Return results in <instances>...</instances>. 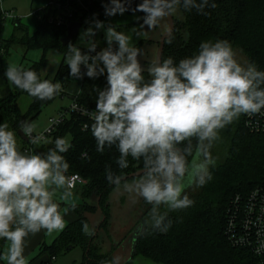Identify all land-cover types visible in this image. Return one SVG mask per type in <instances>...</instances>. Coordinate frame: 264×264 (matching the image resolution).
<instances>
[{
  "label": "clouds",
  "instance_id": "clouds-1",
  "mask_svg": "<svg viewBox=\"0 0 264 264\" xmlns=\"http://www.w3.org/2000/svg\"><path fill=\"white\" fill-rule=\"evenodd\" d=\"M181 5L203 11L209 3L142 0L133 11L145 13L141 26L155 30L163 27ZM126 11L122 0H110L105 6L106 16ZM103 28V22L95 21L94 28L82 33L81 38H88L87 52L68 46L69 75L76 79L83 75L97 78L106 72L108 87L99 91L95 110L85 109L82 114L93 121L91 133L98 152L103 153L105 146H117L121 169L128 168L129 156L137 161L143 158L144 170L138 179L127 182L123 173L115 175L108 170L107 180L116 191L128 193L133 202L143 198L152 205L151 226L166 232L172 222L160 213V207L178 210L193 205L185 189L203 186L211 179L209 168L215 161L210 149L219 138V130L242 114L264 109V71L257 70L254 63H239L227 40L202 42L197 55L178 64L171 57L163 61L154 57L144 69L138 60L141 50L131 46L130 38L111 25L105 29L108 47L97 52L93 37ZM114 44L118 46L115 49ZM81 66L86 73L82 74ZM5 76L39 100H51L63 91L60 82L41 80L34 70L10 65ZM20 127L32 144L52 142L43 134L32 135L34 123L24 121ZM54 144V149L43 156L23 154L8 124L0 125V239L8 242L0 259L7 264H28L24 248L29 234L41 229L51 234L66 226L60 204L72 193L65 176L69 165L60 153L71 145L63 137H57ZM68 211L67 207L63 209L65 215ZM83 231L91 234L87 223ZM113 264L118 262L114 260Z\"/></svg>",
  "mask_w": 264,
  "mask_h": 264
},
{
  "label": "trees",
  "instance_id": "trees-1",
  "mask_svg": "<svg viewBox=\"0 0 264 264\" xmlns=\"http://www.w3.org/2000/svg\"><path fill=\"white\" fill-rule=\"evenodd\" d=\"M65 0H48V4L41 10L32 13L34 18V31L20 23V18L14 21V32L9 38L4 36L6 19L0 10V51L12 45H22L26 50L41 49L44 54L50 50H58L63 54V59L53 77L44 74L48 59L44 57L24 70H34L41 80L60 82L62 87L68 86L73 77L69 75L70 69L66 63L70 44L78 47L75 38L63 46L62 38L67 35V25H58L49 21L50 16L62 13V8L54 9L51 5L61 4ZM84 3L89 0H83ZM92 13L105 12V6L110 0H90ZM126 3L128 13H145L135 9L142 0H122ZM199 3V0H197ZM209 6L203 11L196 8L185 9L181 5L183 19L174 16L175 27L171 35L165 40L162 61L169 57L174 63L197 55L202 42L227 40L232 48H240L248 57L249 63H254L257 70L264 71V0H208ZM215 7H211V4ZM75 18L82 17L84 22L89 11L78 9ZM82 12L80 16L79 13ZM85 12V13H84ZM55 13V14H53ZM98 16V17H100ZM126 24L125 28H130ZM120 32L121 27L115 28ZM17 31L22 32L18 36ZM140 43L134 45L138 47ZM108 47V46H107ZM114 49L118 47L113 45ZM86 52V49H82ZM2 65V64H1ZM21 68V67H19ZM7 69L3 68L4 74ZM145 81L150 80L148 73H143ZM5 77L8 94L0 96V125L7 123L8 130L15 135L17 149L28 144L19 133L21 123L32 121L41 113L42 109L57 97L65 96L60 92L51 100H39L30 96L26 91L17 88ZM108 87L107 74L97 78L84 75L77 96L80 104L95 108L100 90ZM264 87V86H262ZM26 95L30 98L27 109H23L18 98ZM88 124L85 129L84 125ZM92 120L75 112L70 113L57 127L48 139L51 143H40L38 150L45 155L54 149L57 137L65 138L71 135L68 151L60 153L68 163L69 168L65 175L79 173L84 182L79 189L82 191L84 201L75 204L73 209L77 218L68 223L59 236L51 244L41 243L39 252L31 259L34 260L42 254L47 255L41 264H52L57 254L68 251L75 246L84 250V258L75 264H108L110 254L101 252L100 247L94 244L96 229L88 213L101 212L104 219L99 223L101 228L106 225L110 215L108 198L115 187L107 180L110 170L115 175L123 173L126 180L138 177L143 169V158L133 160L128 157V168L121 169L117 163L120 153L116 145L105 146L104 152L97 149L96 140L91 133ZM223 140H226L227 150L223 161H218L210 166L211 179L203 186H199L196 193L188 195L194 201L193 205L178 210H163L167 220H171V227L166 232H161L150 225L143 226L134 242L133 256H140L150 262L160 264H257V257L246 248L235 247L225 233L226 214L232 197L238 192H248L258 184H264V133H253L244 124L243 120L236 125L230 123L222 129ZM86 153V155H84ZM95 195L97 204H92L88 198ZM151 218V217H148ZM87 223L89 232L83 231ZM6 240L0 239V257H2ZM133 258V257H132Z\"/></svg>",
  "mask_w": 264,
  "mask_h": 264
},
{
  "label": "rangeland",
  "instance_id": "rangeland-1",
  "mask_svg": "<svg viewBox=\"0 0 264 264\" xmlns=\"http://www.w3.org/2000/svg\"><path fill=\"white\" fill-rule=\"evenodd\" d=\"M3 9L13 13L15 18H8L5 23V32L4 36L9 38L14 32V21L20 18V23L27 25L30 32L34 31V18L32 12H35L38 7V0H3L2 2ZM63 10L70 6L71 9L78 11L82 9L84 11H89L92 16L84 20L78 35L75 38V42L78 45V48L83 52V48H87V37L81 38L83 32H85L89 27L94 28L95 21H101L104 23L103 29L96 30V35L93 39L97 42V49L100 51L108 46L105 38V29L111 25L114 28L121 27L120 32L124 33L130 38L131 46H134L138 43L140 45L137 47L141 50V55L138 56V60L141 63L142 67L146 69L149 65V62L158 55L159 43L163 34L168 30L170 26L171 19L167 18L163 27L156 28L155 30H148L146 27H142L143 16L136 13L130 14L125 12L124 14H116L115 16H106L105 12L100 13L91 12L92 3H84L83 0H65L61 3ZM110 5V2L107 3ZM106 5V6H107ZM54 9H57L59 6L57 4L51 5ZM91 10V11H90ZM68 12V11H67ZM82 13V12H81ZM81 13L79 15L81 16ZM85 13V12H84ZM55 14V13H53ZM76 12L70 17L71 21H77L75 18ZM54 16V15H52ZM100 16V17H98ZM183 19V13L181 8L173 14V17ZM51 17V16H50ZM139 18V19H137ZM50 20V18H49ZM17 22V21H16ZM126 24H131L130 28H125ZM17 35H22V32L17 31ZM233 51L236 53V59L243 66H246L249 61L247 55L238 47L234 48ZM44 55L48 59V65L44 69V74H48L50 77H53L60 65L61 60L63 59V54L58 50H50L44 54L41 49H30L22 45H12L8 48V53L5 50L0 51V96H5L8 94V87L5 83L4 71L3 68L7 69L10 65L17 67H27L35 61H40ZM67 63V57H66ZM2 64V65H1ZM81 86V79L73 78L72 82L65 86V96L57 97L53 102L47 104L41 111V113L32 121L35 124L34 131L36 133H41L49 127L50 117H58L59 112L63 109H67L72 104V96L75 95ZM30 98L26 95L18 98V102L25 110L28 108L30 103ZM244 114H242L238 119L234 120L232 124L236 125L237 123L243 120ZM219 138L213 142V145L210 149L211 156L213 157L215 163L218 161H223L226 156L227 144L226 140H223L222 129L219 130ZM65 139L69 142L71 140V135L68 134ZM140 176L131 178L127 182H131L133 179H138ZM199 189V186L192 185L185 189L186 195H191L196 193ZM72 195L68 198L66 202H61L60 208L61 213L64 215V220L66 225L70 222L69 216L74 215L72 212H69L65 215L63 209L67 207L70 208L72 204H79L84 201L82 191L79 188L68 189ZM60 191H63L61 189ZM88 201L92 204H97V197L95 195L88 198ZM108 203L110 205V215L106 225L101 228H98L99 223L104 219V216L101 212L88 213L89 218L92 222L94 230L98 228V236L95 238L94 244L100 247L101 252L104 254H110V262L108 264H113L115 248L134 230L138 225H150L151 218V208L152 205L148 204L143 198H137L133 202L132 198L128 193L121 191H116L115 187L111 190L108 198ZM167 206H161L159 211L168 210ZM70 210V209H69ZM62 231V230H61ZM61 231H54L51 234L46 232L45 242L51 244L55 237L59 236ZM8 242L6 241L3 249L2 256L6 250ZM39 252L37 248L33 254L27 259L30 263L31 258L34 257ZM84 258V250L80 246H75L74 248L61 252L57 254L56 258L52 261V264H75L81 262ZM2 262L7 263L5 260L1 259ZM127 264H160L157 262H150L146 259H143L140 256H133L131 261Z\"/></svg>",
  "mask_w": 264,
  "mask_h": 264
},
{
  "label": "built area",
  "instance_id": "built-area-1",
  "mask_svg": "<svg viewBox=\"0 0 264 264\" xmlns=\"http://www.w3.org/2000/svg\"><path fill=\"white\" fill-rule=\"evenodd\" d=\"M2 2L3 0H0V10L3 13V18L6 20L8 18H15L12 12L3 9ZM58 6L62 8V13L51 16L49 21L57 23L58 25L66 24L68 26L71 22L70 17L75 12L70 6L65 8V10H63L61 4H58ZM90 16L92 14L89 12L87 18ZM81 18L79 17L77 20L82 22ZM96 51L99 52L100 49ZM90 55H95V53H90ZM81 72L82 74L86 73L84 66H81ZM62 92L65 93V88H63ZM85 109L89 112L95 110V108L80 104L77 96H75L69 108L61 110L58 117H50V125L45 131L41 133L34 131L32 135L43 134L49 139L70 113L75 112L89 119L87 115L82 114ZM244 124L253 133H264V109H261L260 112L255 114H244ZM40 143L32 144L31 138L28 137V144L18 151L26 155H42L38 150ZM65 176L70 185L69 189L79 188L84 182V179L79 173H70ZM225 233L233 246L251 250L257 257V264H264V184H258L248 192H238L232 197L226 214Z\"/></svg>",
  "mask_w": 264,
  "mask_h": 264
},
{
  "label": "water",
  "instance_id": "water-1",
  "mask_svg": "<svg viewBox=\"0 0 264 264\" xmlns=\"http://www.w3.org/2000/svg\"><path fill=\"white\" fill-rule=\"evenodd\" d=\"M171 22L168 30L163 34L159 43L158 55L159 59L162 61L165 40L166 38L172 34L175 27V20L173 15L170 17ZM82 26V22L80 20L71 21L67 26V35L62 38L63 46H67L79 33L80 28ZM19 133L25 141H28V137L25 133L20 129ZM143 173V170L139 171L136 176H140ZM99 228V227H98ZM98 228L96 230V234L98 233ZM142 225H138L136 229H134L121 243L115 248L114 260L118 262V264H127L131 261L133 257L134 251V242L137 234L141 231Z\"/></svg>",
  "mask_w": 264,
  "mask_h": 264
},
{
  "label": "crops",
  "instance_id": "crops-1",
  "mask_svg": "<svg viewBox=\"0 0 264 264\" xmlns=\"http://www.w3.org/2000/svg\"><path fill=\"white\" fill-rule=\"evenodd\" d=\"M38 2H39L38 7H41V8L40 9H36V11L37 10H41L45 5L48 4V0H38ZM32 13H34V12H32ZM69 212H72L74 214V215H70L69 218H68L69 221L71 222V221H73V220H75L77 218V215H76V213L74 212L73 209H70ZM46 232L47 231L45 229H41L40 232H38V233H36L34 235L33 234H29L25 238L24 256H25L26 259H28L37 248L39 249V246L41 245V243L45 242ZM46 257H47L46 253L42 254L41 256H38L34 260H31L30 263H28V264H41V261L43 259H45ZM0 264H7V263L2 262L1 259H0Z\"/></svg>",
  "mask_w": 264,
  "mask_h": 264
}]
</instances>
